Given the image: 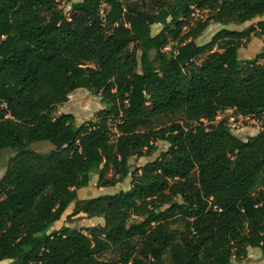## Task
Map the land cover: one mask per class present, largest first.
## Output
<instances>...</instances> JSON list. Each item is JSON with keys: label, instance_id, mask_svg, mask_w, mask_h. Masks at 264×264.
<instances>
[{"label": "trees", "instance_id": "obj_1", "mask_svg": "<svg viewBox=\"0 0 264 264\" xmlns=\"http://www.w3.org/2000/svg\"><path fill=\"white\" fill-rule=\"evenodd\" d=\"M59 2L0 0V156L15 152L0 179V263L235 264L264 253V46L240 59L253 39L264 44V21L197 43L213 24L264 16V0H66L69 15ZM78 90L105 107L80 127L56 116ZM226 111L262 131L239 138L217 122ZM46 142L51 153L31 149ZM159 142L160 157L131 164ZM93 174L99 188L133 185L80 201ZM73 204L104 225L51 232Z\"/></svg>", "mask_w": 264, "mask_h": 264}, {"label": "rangeland", "instance_id": "obj_2", "mask_svg": "<svg viewBox=\"0 0 264 264\" xmlns=\"http://www.w3.org/2000/svg\"><path fill=\"white\" fill-rule=\"evenodd\" d=\"M75 3L81 2L83 0H73ZM59 8L64 11L66 15H69L71 8L66 3V0H60ZM206 18L205 16H203ZM264 21V16L254 20L253 22L247 23L245 25L239 24H213L201 38L197 40L199 45H205L209 43L212 38L219 33L220 31L227 29L231 31L241 32L251 26H256L258 22ZM161 26L153 27V34L156 35L161 31ZM264 44L257 39H253L249 45H246L240 50V59L241 60H250L256 57L261 50L263 49ZM203 56L199 59L198 63L202 61ZM105 109V107L101 103V97L95 96L92 93L86 90H78L74 92L70 98L69 102L65 105L59 107L58 112L56 114L57 117H60L64 114H72L76 118V127H80L83 124L95 121L97 119V114L99 111ZM226 120L230 123L231 127L233 124L237 125V128L232 127L233 133L238 136L239 138L246 140L248 137L256 136L260 131L263 129V123L257 120L243 118L240 119L234 111H226L220 115L217 122ZM242 121L241 124H239ZM216 122V123H217ZM216 123L209 124V126H213ZM159 150L154 153L151 157L138 159L134 158L131 160V164L136 168H141L148 162H152L158 157H160L161 153L168 149V145L162 142L158 143ZM32 150L48 154L54 150L53 145L50 143H37L31 147ZM15 155V152L11 150H4L0 156V179H2L7 171L8 163L11 157ZM98 175L93 174L90 186L88 188L82 189L78 191V199L80 201L89 200L93 198H98L100 196L106 195H116L120 192L129 191L132 188L133 181L132 178L129 177L123 184L117 185L116 187H109V188H99L98 186ZM76 210L75 204L71 205L67 212L62 217L61 221L56 223L52 228L51 232L60 231L63 227H70L72 229L79 230L85 234L89 233V231L93 228H97L99 226L104 225V220L101 218H94L89 219L86 215H76L74 216ZM251 259L248 261L235 262V264H249L250 262L264 263V254L261 251H251ZM108 258L111 255L107 256ZM11 261H4L0 264H11Z\"/></svg>", "mask_w": 264, "mask_h": 264}, {"label": "built area", "instance_id": "obj_3", "mask_svg": "<svg viewBox=\"0 0 264 264\" xmlns=\"http://www.w3.org/2000/svg\"><path fill=\"white\" fill-rule=\"evenodd\" d=\"M102 17H105V13L104 12H102ZM240 119L242 120L243 117H240ZM241 123H242V121L239 124H241ZM232 127L237 128V125L233 124ZM109 129H110V133H111V140H112L113 143H116L117 140H118V137H119V132H118V129H117V125L115 123L111 122Z\"/></svg>", "mask_w": 264, "mask_h": 264}, {"label": "crops", "instance_id": "obj_4", "mask_svg": "<svg viewBox=\"0 0 264 264\" xmlns=\"http://www.w3.org/2000/svg\"><path fill=\"white\" fill-rule=\"evenodd\" d=\"M256 250H259V249H249L248 261H250V259H251V256H250L251 251H256ZM259 251H261V250H259ZM261 253H262V251H261ZM263 254H264V253H263ZM239 263H241V262H239ZM249 264H253V262H250ZM255 264H264V263L259 262V263H255Z\"/></svg>", "mask_w": 264, "mask_h": 264}]
</instances>
